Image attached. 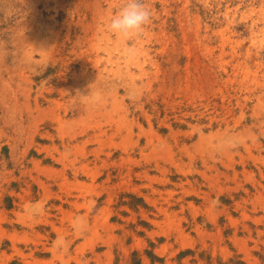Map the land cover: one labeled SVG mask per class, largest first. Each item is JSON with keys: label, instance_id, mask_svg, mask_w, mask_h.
Here are the masks:
<instances>
[{"label": "rangeland", "instance_id": "1", "mask_svg": "<svg viewBox=\"0 0 264 264\" xmlns=\"http://www.w3.org/2000/svg\"><path fill=\"white\" fill-rule=\"evenodd\" d=\"M144 2L0 0V264H264V0Z\"/></svg>", "mask_w": 264, "mask_h": 264}, {"label": "clouds", "instance_id": "2", "mask_svg": "<svg viewBox=\"0 0 264 264\" xmlns=\"http://www.w3.org/2000/svg\"><path fill=\"white\" fill-rule=\"evenodd\" d=\"M151 21L152 12L144 0H122L102 26L106 33L123 38L140 35Z\"/></svg>", "mask_w": 264, "mask_h": 264}, {"label": "trees", "instance_id": "3", "mask_svg": "<svg viewBox=\"0 0 264 264\" xmlns=\"http://www.w3.org/2000/svg\"><path fill=\"white\" fill-rule=\"evenodd\" d=\"M148 254H150V253H148ZM151 256H153V255H150V258H151L152 263H153V259H152L153 257H151ZM229 262H232V261L230 260ZM229 262H227V263H221L219 261V264H229ZM131 264H143L141 258L138 257V253L137 252H133L132 253V256H131ZM237 264H244V262L238 261Z\"/></svg>", "mask_w": 264, "mask_h": 264}]
</instances>
